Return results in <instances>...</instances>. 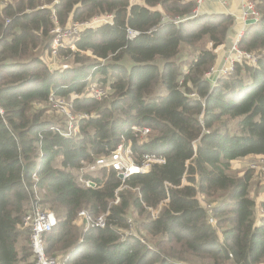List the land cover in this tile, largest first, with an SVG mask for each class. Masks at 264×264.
I'll use <instances>...</instances> for the list:
<instances>
[{"label": "trees", "instance_id": "16d2710c", "mask_svg": "<svg viewBox=\"0 0 264 264\" xmlns=\"http://www.w3.org/2000/svg\"><path fill=\"white\" fill-rule=\"evenodd\" d=\"M252 1L260 18L244 29L238 47L260 59L235 63L212 86L205 74L216 65L213 50L230 34L229 15L201 14L173 25L162 19L189 15L191 0H0L6 2L0 6V264H35L29 232L21 228L34 201L55 215V227L43 236L45 253L64 264L186 263L181 253L217 264L264 262V217L256 223L249 198L253 172H229L238 159L264 157V0ZM108 14L110 24L79 32L72 43L78 52L58 50L56 59L68 55L78 66L50 73L51 30ZM130 30L138 35L129 39ZM204 38L212 49L200 52L181 76L174 62L180 46ZM96 76L108 88V101L73 100V112L87 114L75 135L52 130L64 128L34 108L52 93H83L86 79ZM159 83L166 95L147 103ZM232 121L237 132L230 134ZM120 145L136 164L144 156L163 162L120 180L108 167ZM219 193L225 202L201 207L200 197H212L206 203L213 204ZM158 207L159 216L150 220L147 210ZM81 211L104 216L106 227L82 233L75 223ZM130 216L144 219L138 233L180 250L165 254L148 250L137 236L123 238ZM211 217L225 228L222 242Z\"/></svg>", "mask_w": 264, "mask_h": 264}, {"label": "rangeland", "instance_id": "374dc122", "mask_svg": "<svg viewBox=\"0 0 264 264\" xmlns=\"http://www.w3.org/2000/svg\"><path fill=\"white\" fill-rule=\"evenodd\" d=\"M193 2V0H191ZM205 0H203L202 5L204 3ZM226 0H220V4L221 7L226 9ZM9 2V1H8ZM6 2H2V4H0V6H4ZM194 3V2H193ZM195 5V4H194ZM202 5L200 6L202 8ZM200 8V13L202 12V9ZM242 15H243V11H242V7H241V3L239 5L238 11L234 14H230L229 16H231L234 20V23L231 27V35L232 38H234L232 44L231 43H224L223 45L219 46L218 48H216L215 50H213V52L216 55V63L218 60L221 59V64L225 61V59L227 58L228 54H229V50L231 49L235 39L237 38V36L240 34L238 33L236 36V29L232 30L233 27H235L239 22L240 23H245V21H243L242 19ZM190 17V16H189ZM104 21H98L97 23H95L94 28L101 26V24H103ZM237 23V24H236ZM82 29V27L79 28H74V27H70L67 28L65 30L62 31H56V33L53 34L50 44L51 46H54V40L57 37H60V43L56 44V47H60L61 45L63 46L64 49L62 50H67L66 48H70L69 50L72 52H78V49L76 47H74V49L72 48V43L75 42V40L77 39L78 35H79V31ZM230 30V29H229ZM241 34H243V32L241 31ZM235 36V37H234ZM241 40V39H240ZM65 42V43H64ZM240 42V41H239ZM229 44V45H227ZM227 45V46H225ZM212 49V45L211 43L204 38V40L200 43H197L193 46H188V45H181L180 49H179V54L177 55V57H175L174 62L176 63V65L179 67L181 76H184L187 74L188 71V66L191 62L196 60V57L199 55L200 52L205 51V50H211ZM83 55V57H88V59H90V61H93L94 57L87 54H80ZM260 56V55H259ZM48 57H49V53H48ZM46 57V66L50 67V71L52 73H63L65 70H67L68 68H72V67H77L78 65L74 64V58L70 57L68 55H64L65 58H60V57H56L55 56H51V57ZM44 59V58H43ZM260 59V57L258 58V60ZM99 62H101L100 60H97ZM89 64V63H88ZM155 64L157 65L158 69L161 70L163 67V63L161 60H156ZM220 64V65H221ZM75 65V66H74ZM220 65H215V70L219 68ZM62 67H66L65 70H61L60 68ZM94 71V70H93ZM206 80L212 84V86L216 83V81L218 80L219 77H216V75L211 74L210 77H206ZM109 79V77H108ZM87 81V87L85 88V90L83 91V93L79 94L78 96H81V98L76 99V100H81L82 98L85 99H92L94 101L97 102H106L108 101V93H107V87L106 86H102L97 82V76L94 78H90L88 77L86 79ZM104 92V96L102 95ZM96 94V98L97 99H93V98H89L87 96H89L90 94ZM166 95V90L165 87L159 83V86H157L156 91L154 92V94H152L150 97L146 98L145 101L147 103L150 102H156L159 100V98L163 97ZM59 99H55L54 97L50 100L47 101V103L43 106H38L36 105V107H34L35 109H42L45 111V117H47L48 119H50V121H52L53 123H56L57 126L56 127H61L62 129L64 128V130H59L58 128H53V129H57L59 132H63L65 131V129H70L72 130V134L75 135L76 134V125L79 124L86 120L87 118V114L86 117H84L83 119H79V116L76 113L73 112V110L71 109V103H68L70 98H65V97H60L58 96ZM107 99V100H106ZM75 101V100H74ZM73 101V102H74ZM236 121H232V122H228L227 126L229 129V133L233 134L237 132V127H236ZM60 128V129H61ZM148 136H142L141 139L139 141H141V143H143L144 141L146 142ZM122 147L119 146L117 148V150L121 149ZM123 150V148H122ZM103 159H101L102 161ZM257 163V158H252V157H248V158H244V159H238L234 162H232L231 167H230V174L233 175L234 177H240L247 169L252 170L253 172V176H252V180L249 184V198L252 199L255 203V208H254V220L256 221V223H258L259 221H262L261 219L264 217V209L261 207V204L264 202V173L258 171V170H254L251 169V166L253 164ZM257 165H259L260 168H264V164L262 163H258ZM83 169L86 167H89V164L86 165H82ZM96 169H99L100 166H95ZM79 174L80 171L78 170ZM93 172V171H90ZM88 172V173H90ZM92 183V182H91ZM212 198V197H211ZM211 198H207V201L210 200ZM213 201H215L213 204H207L206 199L200 197V205L202 208H211L215 205H219L220 203H223L227 200V197L225 196H221L220 193L216 194L213 197ZM165 203L160 204L161 207L162 205H164ZM205 208V209H206ZM162 209L156 211L154 209H148V218L150 220H156L157 217L160 214V211ZM86 212V211H84ZM53 213V212H51ZM134 213H132L133 215ZM147 219V220H149ZM212 222L210 223L216 232V236L219 242H222V229L224 230L225 228L222 227V229L220 227H216L217 226V222L215 219V217H211ZM145 220V221H147ZM144 222V219L135 217V216H130L127 220V228H125L124 230L121 231V234L123 236V238L126 237H130V236H137L139 238L143 239V242L145 243L144 245L146 247H150L151 250L154 249H160L162 250L165 254L168 253V251H172L173 248L176 250H180L178 246H172V247H168L166 244V240L164 239H160L159 237L156 238H151L148 235H145L143 232L138 233V228L140 227V225ZM75 223L77 225V227L82 230V233L85 232V230L87 229V225L86 223L83 221V217L81 216H77ZM141 228V227H140ZM24 230V229H23ZM138 231V232H137ZM145 240V241H144ZM149 244V245H148ZM160 245V247L158 246ZM181 258H185L187 261L186 263H178V264H217L215 261L210 260L208 258H204V257H190V255L187 254H180ZM58 260H62L63 258L61 256H57ZM171 261H173V259H171ZM223 264V263H221ZM262 264H264V262H262Z\"/></svg>", "mask_w": 264, "mask_h": 264}, {"label": "built area", "instance_id": "2783aa9c", "mask_svg": "<svg viewBox=\"0 0 264 264\" xmlns=\"http://www.w3.org/2000/svg\"><path fill=\"white\" fill-rule=\"evenodd\" d=\"M130 1L133 2L134 0H130ZM193 2L195 4V8L193 11H191L189 13V15L184 16V17H178V16L170 17V16H168V17H164L162 19V21L166 24L178 25V24H181L183 22L197 18L199 15L202 14L199 11H200V8H201L200 6L202 5L203 0H193ZM240 3H241L242 11H243V15H242L243 21L246 22L247 20L253 19L257 22L260 18V15H259L258 11L256 10V4L252 0H240ZM52 16H53V13H52ZM100 20L104 21V23L101 24V26L106 25L108 23L110 24L111 20H112V16L109 14L96 16L87 22H84L82 24H72L70 27H74V28L82 27V29L78 30L80 32V31L85 30V29L94 28L95 23H97ZM243 24H245V23H243ZM70 27L68 26L65 29L70 28ZM65 29L55 28V29L51 30V33L54 34V33H56V31H62ZM152 31H154V30H152ZM128 33H129V35H128L129 39H132L138 35L137 32L131 31V30ZM241 36H242V34L240 32V34L235 39L231 49L229 50V54H228L227 58L225 59V61L216 70H215V66L210 68L208 73L205 74V76L207 78L210 77L211 74H214V75H216V77H219V78L222 76H226V75L231 74L234 70L235 63H237V62H246L250 65H254L255 63H257L258 58L260 57L259 54H254V53L251 54V53H247L244 50L239 49L238 43L241 39ZM57 43H60V37L55 38L54 46L50 47L49 57H51V56L56 57L58 50L64 49L62 45L57 48L56 47ZM72 48L74 49L73 45H72ZM47 67L49 69V72L52 73L50 71V67L49 66H47ZM65 68L66 67H62L60 69L65 70ZM96 94L97 93H95V95H94L92 93L87 97L97 99ZM102 95L104 96V92ZM192 96H194V95H192ZM53 97L55 99H59V97L55 96L53 93L51 94L49 99L51 100ZM79 98H81V96L73 94L70 97V100L68 103H71V107H72L73 100H76ZM78 115H81V113H79ZM84 117H86V115L82 114L81 116H79V119H83ZM52 130L57 131L60 135H62L64 137H70L72 135V133H71L72 130H70V129H65V131H63V132H59L57 129H52ZM76 131H78V124L76 125ZM147 132H148L147 130H144V131H142V134L146 135ZM120 146L122 148H124L123 145H120ZM122 148L119 150L116 149V151L114 152L116 155V161L114 163H110L108 166L114 172H116L118 178H119V176H121V178H119L120 180H125L134 174L147 173L149 171L151 164H154V163L161 164L163 162L161 160V158H153L151 156H144L142 163L136 164V162L132 158V155L129 152V150L126 152V151H124L125 149L122 150ZM258 163L264 164V157H258L257 163L253 164L251 166V169L258 170V171L264 173V168H260L259 165H257ZM34 178H35V175H34ZM86 185L88 187H91V188H94V186H95L91 182H87ZM34 202H36V201H34ZM34 202L31 203L29 212L26 213V215L22 218V227H21L22 229L29 232V245L31 248V253H32V257L34 259V262H35V264H64L63 261H60L54 257H49L45 253L43 236L47 233H50L53 230V228L55 227V225H56L55 215L51 212H45L44 210L41 209L39 204H35ZM160 209H161V207H158L155 210L158 211ZM77 216L83 217V221L87 225V229L85 230V232L87 230H90V229H104L106 227V221H105L106 219L104 216L92 218L88 215L87 212H84V211L79 212L77 214ZM209 222L214 224V222H212V219H209ZM147 249L151 250L149 246L147 247Z\"/></svg>", "mask_w": 264, "mask_h": 264}, {"label": "crops", "instance_id": "0c3cea01", "mask_svg": "<svg viewBox=\"0 0 264 264\" xmlns=\"http://www.w3.org/2000/svg\"><path fill=\"white\" fill-rule=\"evenodd\" d=\"M225 2H226V9L221 7L220 0H205L203 5H202V8H201L202 9L201 13L206 14V15H230V14H234L238 11V8L240 5V0H226ZM246 27L247 26H245V24H242L239 22L235 27H233L232 30L236 29V31H237L235 34V36H236L241 31L243 32ZM231 34L232 33L230 31V34L225 41L226 43L232 44L234 38H232ZM227 45H229V44H227ZM227 45H225V46H227ZM220 64H221V59L217 61L216 65L218 66ZM252 158H258V157H252Z\"/></svg>", "mask_w": 264, "mask_h": 264}, {"label": "water", "instance_id": "95a60500", "mask_svg": "<svg viewBox=\"0 0 264 264\" xmlns=\"http://www.w3.org/2000/svg\"><path fill=\"white\" fill-rule=\"evenodd\" d=\"M255 23H256V21L253 20V19H251V20L246 21V22H245V25H246V26H249V25H253V24H255ZM119 178H121V176H119Z\"/></svg>", "mask_w": 264, "mask_h": 264}, {"label": "clouds", "instance_id": "9594fccd", "mask_svg": "<svg viewBox=\"0 0 264 264\" xmlns=\"http://www.w3.org/2000/svg\"><path fill=\"white\" fill-rule=\"evenodd\" d=\"M248 21V20H247ZM246 26V25H245ZM135 175V174H134Z\"/></svg>", "mask_w": 264, "mask_h": 264}]
</instances>
